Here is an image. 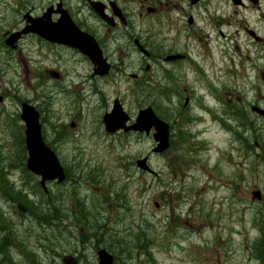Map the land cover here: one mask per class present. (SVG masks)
Returning a JSON list of instances; mask_svg holds the SVG:
<instances>
[{
    "label": "rangeland",
    "instance_id": "rangeland-1",
    "mask_svg": "<svg viewBox=\"0 0 264 264\" xmlns=\"http://www.w3.org/2000/svg\"><path fill=\"white\" fill-rule=\"evenodd\" d=\"M161 1L169 3L171 9L164 12L165 17H159L164 19V25H160L159 18L153 20L156 37L153 33L151 41L163 42L164 49L169 46L181 53V35L184 33L181 6L185 0ZM244 13L252 20L253 27H257L254 14ZM85 17L89 18L87 13ZM237 19H242L241 13L234 15V34ZM200 26H204L203 21ZM172 36H176V40H172ZM234 36L238 39L241 54L235 55L233 67L240 71L232 75L231 64L226 65L222 53L228 39L217 35L213 40L218 53L214 84L218 89L232 87L240 92L237 94L242 97L243 108L249 115L246 121H252L250 127L254 130L245 132L232 117L226 122L232 130L225 127L219 119H211L199 109L197 98L192 114L203 118L190 130L198 131L200 137L182 146L181 139L175 138L177 150L151 155L149 165L159 173L157 178L136 166L137 159L151 154L155 145L152 137L112 136L105 131L102 116L112 109L114 100L119 97L132 117L140 109L151 106L161 118L172 119L181 111L183 103L181 79L177 76L169 82L172 76H166L168 72L181 71L176 64L162 59L151 64L139 52L123 51L116 56L122 57L126 67L122 73H112L105 82L91 79V63L72 51L41 48V51L24 52L25 63L20 67L12 65L9 82L3 80L2 89L0 85V96L5 94V100L0 103V169H8L10 182L16 188L24 189L30 199H35L36 193L40 196L37 189L40 182L39 177L22 169L27 154L20 141V135L24 136L21 119L15 118L21 112L18 100H35L37 93L53 90L54 83L48 77L44 87L38 83V75H44L45 70L64 71L63 87H68L70 82L80 87L85 82L103 90L101 95L86 96L84 102L75 95H59V99L47 108L46 103L51 101H43L46 111L43 135L47 142L55 143L60 161L68 172L67 182L48 185L49 192L56 194L57 206L62 210L60 220L53 221V225L60 226L63 233L59 234L51 225L50 246L38 242L39 225L34 217L19 213L16 202L0 195V210L16 225L18 233L27 235L31 232L24 245L36 254L35 260L40 264H62L65 254L74 255L78 251L75 256L83 258L82 264H97L96 250L92 245H84V252H81L82 242L94 240L97 233L117 258V264L261 262L254 258L257 253L253 255L252 246L259 236L257 227L261 223L263 227L264 220V118L252 113L250 105L261 103L264 109V81L260 79L259 71L253 69L255 63L264 69V59L246 35L240 32ZM240 60L245 64L246 73L238 65ZM146 64H151L150 75L154 83L153 98L149 101L139 97V86L133 94L135 82L130 76L132 73L147 74L145 70L136 71L141 65L145 68ZM163 87L174 88L173 92L167 93L169 99L158 93ZM204 92L201 88L197 90L199 97ZM40 99L37 97V102ZM209 103L217 105L216 113L225 109L218 101L210 99ZM55 122L59 125L57 131L53 127ZM72 122L77 126L72 128ZM176 123L181 130V123ZM236 133L247 138L243 145L235 138ZM256 141L258 147H254ZM257 190L263 196L260 201L253 200L252 195ZM260 212L262 221L258 215ZM65 222L68 225H63ZM11 252L17 264H30L16 242H13Z\"/></svg>",
    "mask_w": 264,
    "mask_h": 264
},
{
    "label": "flooded vegetation",
    "instance_id": "flooded-vegetation-1",
    "mask_svg": "<svg viewBox=\"0 0 264 264\" xmlns=\"http://www.w3.org/2000/svg\"><path fill=\"white\" fill-rule=\"evenodd\" d=\"M95 6L108 16L109 21L99 15ZM116 6L121 10L122 14L116 13ZM168 6L169 3L161 0H0V85L4 81L5 83L8 82L13 64L20 67L21 64L25 63L23 61L24 52L41 51V48L62 52H76L83 60L91 63V79L104 82L112 76V73H122L124 67H126L122 57L116 56V53L121 54L123 51L124 53L139 52L141 57L145 58V60L147 59L151 64H155L154 62L160 59L167 61L166 58L170 56L180 55L181 58L171 60L168 63L176 64L181 71L173 74L168 72L166 76L168 74L172 76L168 80L169 82H173L178 76V79H181L183 83L181 87L183 103L181 104V114L179 116L181 118V146L189 143V140L195 138L198 140L200 137L198 131L190 130L192 125L197 124L203 118V116L192 114L193 103L197 98L199 100L197 102L199 109L211 119L216 121L219 119L225 127L232 130V126L226 123L227 118H234V113L239 115L247 114V110L243 108L242 97L237 94L240 93L238 90L232 87H220L218 89L214 84L218 53L213 40L217 39V35L221 39H228L222 53L226 60V65L231 64L232 75L236 71H240L235 70L233 67L235 65V55L239 56L241 54L235 34L239 35L242 32L246 35L257 53L264 59V0H198L197 2L185 0L183 6H181V22H183L181 24H183L182 30L184 32L181 35V53L169 46L164 49L163 42L153 43L151 41L153 33L154 35L156 33L153 20L165 17L167 14L164 12L167 13L171 9ZM48 9L52 11L51 23H58L63 14H66L81 30L94 37L104 58L110 65L109 75H97L93 63L78 49L66 44L48 41L37 33H23L27 28L32 27L34 22L42 19ZM85 12L92 20L85 17ZM244 12L254 14L256 18L254 24L257 27H253L252 20L245 16ZM235 13H241L242 19L236 20L238 27L234 34ZM159 20L160 25H164V22H162L164 19L159 18ZM42 21H45V19L43 18ZM202 21L203 27L200 26ZM176 23L178 24V22ZM18 33H21L20 36L16 40L11 41V37ZM171 39L176 40V36H172ZM139 46L147 51L146 55L140 52ZM59 58L62 60V57ZM151 64H146L145 68L141 65L140 69L136 70L140 72L145 70L147 74H130L135 82L133 83V86L135 85L133 94L137 86H139L140 90L137 93L139 97H143L142 99L146 98V101L152 99L154 93L153 76L150 75ZM238 65H241L243 73H246L245 64L242 60L239 61ZM253 69L259 71V77L264 81V69L260 68L257 63L253 65ZM65 75L64 71L58 69L45 70L44 75H38V83L41 87L46 85L47 77L52 79L54 83L53 90H43L42 93H37V97L41 98L39 102H37V97H35L36 102L29 99L40 111L43 120L46 113L43 106L45 99L51 101V103H46L47 106L53 105L55 100L59 99V95H75L84 102L86 96L101 95L103 92L96 86L94 88L91 87L92 84L88 86L85 82L81 84V88L75 87L72 82H70L68 87H63L62 81ZM158 78H160V75H158ZM164 80L166 82V77H164ZM199 88H201V91H205L201 97L197 94ZM173 90L174 88L171 87H163V89L158 90V93L161 92L160 95H165L167 98L169 97L167 93L173 92ZM2 97L5 96H0V101L3 99ZM116 99L120 100L119 97ZM208 99L221 103L225 107L223 112H220L222 111L221 108L217 111L219 115H216L217 105L211 106ZM24 102H21V106ZM250 106L251 110L253 106ZM254 106L261 107V103H256ZM224 116H226V119ZM45 122H43V125ZM57 126L59 125L55 122L53 126L55 131L58 129ZM76 126L75 122L71 123L72 128ZM115 135L127 136L135 135V133L119 131L112 134V136ZM63 138L65 137L63 136ZM246 141L247 138L243 136V140L240 142L243 145ZM193 142L194 144L198 143L197 141ZM51 144L55 147V143L51 142ZM77 252L75 251L74 255ZM81 252H84V245ZM76 256L79 258L78 255ZM96 258L98 264L97 251ZM80 262L82 264V261Z\"/></svg>",
    "mask_w": 264,
    "mask_h": 264
},
{
    "label": "water",
    "instance_id": "water-1",
    "mask_svg": "<svg viewBox=\"0 0 264 264\" xmlns=\"http://www.w3.org/2000/svg\"><path fill=\"white\" fill-rule=\"evenodd\" d=\"M95 9L101 15V10L95 6ZM51 9L45 14L44 19L33 23L32 27L27 28L23 33H37L43 38L61 44H66L76 49H79L85 54L95 67L97 75L105 76L110 71V66L107 60L103 58V54L95 39L87 33L82 32L72 19L63 14L58 23H51ZM106 19V18H104ZM21 33L11 37V41L16 40ZM176 57H170L167 60H174ZM254 111L264 116V110L254 107ZM21 118L26 125V146L28 150L27 169L37 176L41 177V186L47 192L48 181L63 182L66 178L65 171L60 164L55 152L49 148L44 142L42 136V126L40 123L39 112L31 105L25 103L23 105ZM129 120L128 114L124 111L122 105L117 100L115 101L113 110L104 116L103 122L107 132L114 133L120 129L134 130L136 132H145L149 134L152 129L155 130L153 138L156 142L154 153H163L170 147V126L157 117L151 107L143 109L139 112L136 122L127 127L126 123ZM149 157H145L137 161V166L141 170L154 173L148 165ZM254 198L261 199V192L254 193ZM19 210L25 212V209L19 205ZM99 264H114L113 256L107 253L106 250L99 252ZM64 264H79L73 256H66L63 259Z\"/></svg>",
    "mask_w": 264,
    "mask_h": 264
},
{
    "label": "trees",
    "instance_id": "trees-1",
    "mask_svg": "<svg viewBox=\"0 0 264 264\" xmlns=\"http://www.w3.org/2000/svg\"><path fill=\"white\" fill-rule=\"evenodd\" d=\"M237 117L245 118L246 116L243 114H237ZM21 140L24 145V153L27 154L23 135H20V141ZM175 150H177V148L175 146V143L172 142L170 151ZM22 169L23 172L30 175L29 171L26 169V165L24 162L22 164ZM37 189L40 191V196H38L36 193L37 197L35 199H30V196L27 194V192H25L24 189H18L14 184L10 182L5 169H0V195L3 194V196L6 197L7 200L24 205V207L26 208V214H30L31 216H33L39 225V232L36 235L37 241L50 246V222L56 214L60 215L61 210L55 207L57 205L56 194L51 192L45 194L38 185ZM5 215L6 213L3 210H0V264H3V262L17 264L13 259L11 252L13 242H16L17 247L21 248L23 255L30 264H40L39 261L35 260L34 258L36 254L24 245L27 239L31 237V235H29L31 232H29V234L27 235H20L18 233V228L16 227V225ZM258 215L260 217V220L262 221L263 217H261V212L258 213ZM256 245L258 248H260L259 250L261 254L259 259L261 261V264H264V220L263 227H261V238L256 242ZM41 247H43V245Z\"/></svg>",
    "mask_w": 264,
    "mask_h": 264
},
{
    "label": "bare ground",
    "instance_id": "bare-ground-1",
    "mask_svg": "<svg viewBox=\"0 0 264 264\" xmlns=\"http://www.w3.org/2000/svg\"><path fill=\"white\" fill-rule=\"evenodd\" d=\"M61 216H62L61 213L60 215L56 214L55 217L52 218L51 220L52 221L51 225L56 229V231H58L59 234H62L63 231L60 226L53 225V221L60 220ZM82 244L87 246L92 245L93 249L96 250L97 253L107 249V246L104 245V240L97 233H95L94 235V240H91L89 242H82ZM80 261H83V258H80Z\"/></svg>",
    "mask_w": 264,
    "mask_h": 264
}]
</instances>
